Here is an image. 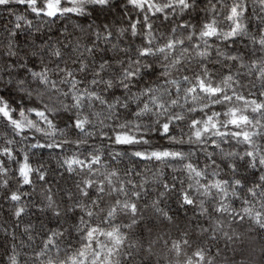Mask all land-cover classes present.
I'll return each instance as SVG.
<instances>
[{
	"label": "snow or ice",
	"instance_id": "1",
	"mask_svg": "<svg viewBox=\"0 0 264 264\" xmlns=\"http://www.w3.org/2000/svg\"><path fill=\"white\" fill-rule=\"evenodd\" d=\"M0 264H264V0H0Z\"/></svg>",
	"mask_w": 264,
	"mask_h": 264
}]
</instances>
